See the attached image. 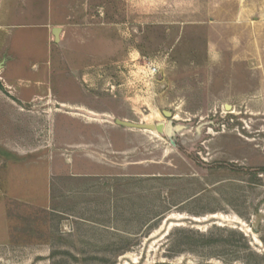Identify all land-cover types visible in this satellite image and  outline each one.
Listing matches in <instances>:
<instances>
[{"label":"rangeland","instance_id":"374dc122","mask_svg":"<svg viewBox=\"0 0 264 264\" xmlns=\"http://www.w3.org/2000/svg\"><path fill=\"white\" fill-rule=\"evenodd\" d=\"M50 3L0 73V264H264V0Z\"/></svg>","mask_w":264,"mask_h":264},{"label":"crops","instance_id":"0c3cea01","mask_svg":"<svg viewBox=\"0 0 264 264\" xmlns=\"http://www.w3.org/2000/svg\"><path fill=\"white\" fill-rule=\"evenodd\" d=\"M45 1L47 2L46 6ZM51 14L50 0H0V64H2L0 73L6 83L15 89V91H11L14 95L24 94L16 87L15 82H11L13 79L10 80L11 76L9 75V71L11 72L10 65L15 63L18 57L15 54V48L19 45L27 47L36 40L34 36L25 34L28 33L26 29L33 27L34 24H26L20 21L35 15H47L46 22L39 21L37 25L43 29V32L45 31V42L49 43L50 32L55 27L52 26L53 28H51ZM20 29H22L21 33H17L16 30ZM7 74L8 76H6ZM16 82H21V78L16 79Z\"/></svg>","mask_w":264,"mask_h":264},{"label":"water","instance_id":"95a60500","mask_svg":"<svg viewBox=\"0 0 264 264\" xmlns=\"http://www.w3.org/2000/svg\"><path fill=\"white\" fill-rule=\"evenodd\" d=\"M62 32V28L61 27H54L52 30V33L54 35L55 38V42H59L60 41V34ZM2 68V64H0V69ZM164 115L166 117H172L173 114L170 111H166L164 110ZM116 123L118 125L127 127V128H136V129H144V130H152V131H156L158 133H165L166 131V122L165 121H160L158 123H136V122H132V121H128V120H123V119H116Z\"/></svg>","mask_w":264,"mask_h":264},{"label":"built area","instance_id":"2783aa9c","mask_svg":"<svg viewBox=\"0 0 264 264\" xmlns=\"http://www.w3.org/2000/svg\"><path fill=\"white\" fill-rule=\"evenodd\" d=\"M151 66H150V71L152 74H155L157 72V68L154 65H151Z\"/></svg>","mask_w":264,"mask_h":264},{"label":"bare ground","instance_id":"6f19581e","mask_svg":"<svg viewBox=\"0 0 264 264\" xmlns=\"http://www.w3.org/2000/svg\"><path fill=\"white\" fill-rule=\"evenodd\" d=\"M154 115H156V117H159V114H157V113L154 114ZM148 123H151V122H148ZM167 127H168V126H166V129H167ZM212 216H213V215H212ZM216 217H217V216H216Z\"/></svg>","mask_w":264,"mask_h":264},{"label":"trees","instance_id":"16d2710c","mask_svg":"<svg viewBox=\"0 0 264 264\" xmlns=\"http://www.w3.org/2000/svg\"><path fill=\"white\" fill-rule=\"evenodd\" d=\"M199 235H200L201 237H205L204 234L199 233Z\"/></svg>","mask_w":264,"mask_h":264}]
</instances>
